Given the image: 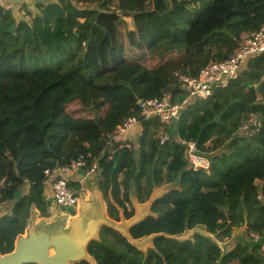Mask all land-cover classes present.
<instances>
[{
	"label": "trees",
	"instance_id": "trees-1",
	"mask_svg": "<svg viewBox=\"0 0 264 264\" xmlns=\"http://www.w3.org/2000/svg\"><path fill=\"white\" fill-rule=\"evenodd\" d=\"M199 1L57 0L19 20L0 5L1 254L31 213L49 215L45 171L82 156L84 171L97 162L108 216L130 238L103 226L87 259L68 264H264V54L209 102L190 98L164 144L157 135L169 127L137 105L165 93L181 102L182 75L228 58L264 26V0ZM251 114L259 131L241 137ZM129 116L141 119L139 147L107 160L111 128ZM180 140L195 143L207 171L191 167Z\"/></svg>",
	"mask_w": 264,
	"mask_h": 264
},
{
	"label": "built area",
	"instance_id": "built-area-1",
	"mask_svg": "<svg viewBox=\"0 0 264 264\" xmlns=\"http://www.w3.org/2000/svg\"><path fill=\"white\" fill-rule=\"evenodd\" d=\"M261 54H264V26L248 34L240 48L228 58L220 61H210L195 77L188 74L182 75V88L187 91V96L181 102H174L170 93H165L159 98L139 99L137 105L141 117L144 120L156 118L162 126H175L190 98L197 101L210 99L215 87L226 86L231 79L237 76L242 65ZM137 125H142L141 119L136 116H129L121 124L112 126L106 145L101 149V156H105L107 160L110 159L116 149L123 146V144L118 145L115 138L127 133ZM239 128L244 135L253 136L259 131L260 121L255 114H251L247 120L242 122ZM169 138V134L164 129H161L157 135L160 145L164 144ZM180 143L184 145L191 161V167L194 170L208 168V159L197 153L193 141L180 140ZM84 165V158L80 156L67 166L45 171L46 180L44 183L51 182V200L53 203L66 208H73L78 203L77 192L68 185V180L64 176L68 173L78 172ZM97 166V162H93L86 174L94 178L97 174ZM254 237L257 238V236Z\"/></svg>",
	"mask_w": 264,
	"mask_h": 264
},
{
	"label": "crops",
	"instance_id": "crops-1",
	"mask_svg": "<svg viewBox=\"0 0 264 264\" xmlns=\"http://www.w3.org/2000/svg\"><path fill=\"white\" fill-rule=\"evenodd\" d=\"M56 1L57 0H0V5L5 9L11 10L14 16L21 17L25 14H28L27 11H35L37 4L48 2L51 3ZM169 128L174 129L175 126H171ZM142 132V125H137L131 128L127 133L116 137L115 141L118 144L128 142L136 149H138ZM136 153H138L137 150ZM83 171L68 173L64 176L69 183L76 184L78 186V189L70 186L74 191L77 192L79 197L78 203L75 205L76 207L74 206L75 208L73 207L72 210H68L65 207L61 208L63 206H59L53 203L51 201V182L48 181L44 183L45 198L50 203L48 209L49 215L47 217L39 216L41 217V220L38 219V221L42 222L41 225H38L36 223V215L38 214V211H36L37 213H31V217L29 218L30 223L26 227V230L24 232L25 234L27 233L28 228L32 229L31 227H34L36 231H47L50 232L52 236L63 234L67 231L66 233H69V235L72 236V240H75L76 237L82 238L87 235H91L95 240L98 239L97 236L98 234H100L103 225L105 224L104 221L100 220L99 218H104V215L109 218L107 213L106 201L104 200L102 193L98 188L97 175H95L94 178H91L86 174L87 171H85V173H83ZM27 190L28 187L26 186L22 189V194L26 193ZM62 209L66 211L68 215H65ZM56 217H61L63 220L61 222L56 221ZM86 220L92 221L90 228L86 230L87 232H85V229L87 227L86 224L88 222ZM52 252L53 250H51V253Z\"/></svg>",
	"mask_w": 264,
	"mask_h": 264
},
{
	"label": "water",
	"instance_id": "water-1",
	"mask_svg": "<svg viewBox=\"0 0 264 264\" xmlns=\"http://www.w3.org/2000/svg\"><path fill=\"white\" fill-rule=\"evenodd\" d=\"M13 29L14 26H10L9 30ZM67 29L68 27L65 31ZM79 171L82 172L83 169ZM152 182L155 184L153 176ZM67 209L72 210V207H67ZM91 224L92 221L87 222L86 230L90 228ZM103 226L112 227V225L106 224ZM31 228H28L26 235H19L16 238L11 252L0 253V264H68L85 260L87 259V246L95 240L91 235L82 238L76 237L75 240H72V236L67 234V231L52 236L50 232L36 231L34 227ZM114 229L120 232L125 230L119 226ZM128 237L130 238V235ZM51 250H53L52 253Z\"/></svg>",
	"mask_w": 264,
	"mask_h": 264
},
{
	"label": "rangeland",
	"instance_id": "rangeland-1",
	"mask_svg": "<svg viewBox=\"0 0 264 264\" xmlns=\"http://www.w3.org/2000/svg\"><path fill=\"white\" fill-rule=\"evenodd\" d=\"M197 2L199 3L200 1L199 0H197ZM16 17V16H15ZM22 17V16H21ZM21 17H16V19L17 20H19ZM126 21H127V27L128 28H131L132 27V25H131V22H130V18H126L125 19ZM247 65V64H246ZM245 67V64L242 66V69ZM213 95H211L210 97H212ZM205 102H209V99H207V100H205V101H203V103H205ZM194 102H191V105L193 104ZM184 109H185V107H184ZM169 132H167L168 134H169V136H171L172 135V133H174L175 132V129H167ZM242 131L241 130H239V132L237 133L239 136H244V137H247V136H245L244 134H243V132L241 133ZM129 143L128 142H123V147L124 146H127ZM218 150H221V148H219ZM224 152H226V150H222L221 152H219V154L218 155H220V154H224ZM227 153V152H226ZM138 154L139 153H135V157H138ZM207 169V168H206ZM205 169V170H206ZM207 171V170H206ZM162 190V187L161 186H156V184L154 185V188H153V193L154 194H156V193H159L160 191ZM24 194V193H23ZM52 201V200H51ZM53 202V201H52ZM7 206H9V204H5L4 205V207H7ZM76 207V206H75ZM74 207V208H75ZM61 208H64V207H61ZM66 208V207H65ZM63 210V209H62ZM0 211H1V208H0ZM64 211V210H63ZM64 213H65V215H68V213H66V211H64ZM38 214H39V212H38ZM36 215V223L38 224V225H41V222L42 221H38V219L39 220H41V217H39L40 216V214L39 215ZM105 217L104 218H99L100 220H102V221H104V223L106 224V225H112V227L111 228H113L114 229V227L115 228H118V226L119 227H122V228H124L125 229V221H123V222H121V221H112V220H110L106 215H104ZM31 216H29V218H30ZM28 218V223H30V219ZM64 218V217H63ZM55 220L56 221H59V222H61L63 219L61 218V217H56L55 218ZM77 221V220H76ZM86 221H88V220H86ZM78 222V221H77ZM87 229V228H86ZM86 229H85V232H87L86 231ZM121 229V228H120ZM68 230V229H67ZM122 233L123 234H125L126 236H129L128 235V233H127V231H125V230H123L122 231ZM23 235H26L25 233H23ZM97 237H99V234H98V236ZM96 237V238H97ZM151 237H147V238H145V239H143V240H141V241H139V243L140 244H144V247H143V250L145 251L146 249H148L149 247H150V245L148 244V243H146L147 241H151ZM89 245V244H88ZM88 247V246H87Z\"/></svg>",
	"mask_w": 264,
	"mask_h": 264
}]
</instances>
